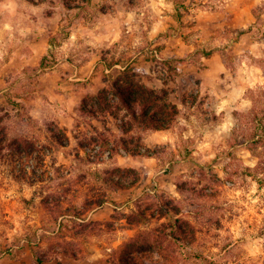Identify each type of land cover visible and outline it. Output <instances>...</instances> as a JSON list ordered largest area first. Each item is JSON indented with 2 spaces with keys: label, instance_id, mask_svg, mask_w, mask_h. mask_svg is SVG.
Here are the masks:
<instances>
[{
  "label": "rangeland",
  "instance_id": "374dc122",
  "mask_svg": "<svg viewBox=\"0 0 264 264\" xmlns=\"http://www.w3.org/2000/svg\"><path fill=\"white\" fill-rule=\"evenodd\" d=\"M0 264H264V0H0Z\"/></svg>",
  "mask_w": 264,
  "mask_h": 264
},
{
  "label": "trees",
  "instance_id": "16d2710c",
  "mask_svg": "<svg viewBox=\"0 0 264 264\" xmlns=\"http://www.w3.org/2000/svg\"><path fill=\"white\" fill-rule=\"evenodd\" d=\"M116 91H118L123 98L131 100L133 104L142 106L144 114L149 117V121L152 123H162L161 125L154 126V129L157 131L167 129L171 123V112L173 114L177 113L176 106L171 104L167 97H164V95L166 96L164 92L162 95H159L154 90H150L129 79L123 86L117 87ZM101 98L106 102L105 93ZM125 148L128 150L127 147Z\"/></svg>",
  "mask_w": 264,
  "mask_h": 264
},
{
  "label": "crops",
  "instance_id": "0c3cea01",
  "mask_svg": "<svg viewBox=\"0 0 264 264\" xmlns=\"http://www.w3.org/2000/svg\"><path fill=\"white\" fill-rule=\"evenodd\" d=\"M217 58V57H216ZM218 85H220V82H215V83H211L210 87H217ZM231 87V86H230ZM218 115L220 116L219 120L221 121V123L219 125H217L216 130L219 132H231L234 128V126L236 125V114L235 111L238 109L237 103H238V99H237V95H234V92L232 91V89H228L227 91H223L222 92V98L221 100L218 101ZM212 102H209L208 105H211ZM184 116L180 117V120L182 121L184 118ZM163 132H169L168 130H162V131H156V133H153L152 136L147 140L148 142H154V143H162L163 141H165L164 139L167 140H172L171 135L169 136L164 135ZM186 132V131H183ZM176 153L179 155L180 152L179 150L176 151ZM180 157V155L178 156ZM151 164L154 167L150 170H143V164L148 163ZM157 163H158V159L154 158V157H149V158H145V157H141V158H134L131 160V163L128 165L131 168H135L142 171H145V176L148 175V177L151 180V177L155 174V172L157 171L155 169V167H157ZM179 164L185 165L187 162L185 159L180 157V160L177 162ZM150 174V175H149ZM163 177H161L162 179ZM163 181V180H162Z\"/></svg>",
  "mask_w": 264,
  "mask_h": 264
}]
</instances>
